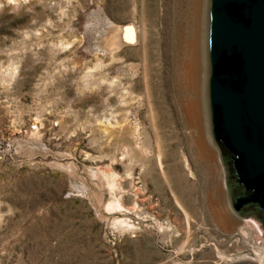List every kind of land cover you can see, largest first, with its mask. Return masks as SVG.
Returning a JSON list of instances; mask_svg holds the SVG:
<instances>
[{"label": "rangeland", "instance_id": "obj_1", "mask_svg": "<svg viewBox=\"0 0 264 264\" xmlns=\"http://www.w3.org/2000/svg\"><path fill=\"white\" fill-rule=\"evenodd\" d=\"M195 8L206 51L208 0H0V264H233L264 256L261 225L237 219L228 199H217L216 165L210 184L207 166L185 158L166 122L175 107L169 34L180 28L190 42ZM120 29L133 39L109 52ZM199 52L197 98L207 108V58ZM178 173L186 182L173 183ZM212 209L237 222L221 228Z\"/></svg>", "mask_w": 264, "mask_h": 264}, {"label": "water", "instance_id": "obj_2", "mask_svg": "<svg viewBox=\"0 0 264 264\" xmlns=\"http://www.w3.org/2000/svg\"><path fill=\"white\" fill-rule=\"evenodd\" d=\"M206 14V109L228 205L264 232V0H208Z\"/></svg>", "mask_w": 264, "mask_h": 264}, {"label": "bare ground", "instance_id": "obj_3", "mask_svg": "<svg viewBox=\"0 0 264 264\" xmlns=\"http://www.w3.org/2000/svg\"><path fill=\"white\" fill-rule=\"evenodd\" d=\"M192 3H191V5H195L196 4L195 2H194L195 4H192ZM183 6H186V5L184 4ZM191 10H193V9H191ZM177 11H179V10L176 9V12ZM189 12H190V8H189ZM185 14H187V12ZM191 14H193V18L191 20L192 21L191 30H189V32L191 31V35H192V36H190L192 38H189V39H191L190 42H188V40L187 41L183 40L182 39V34H183L182 31L183 30L180 29V28H176L175 27V30H172L171 29L172 31L169 34V43L167 42L168 43V47L166 46L167 47V54H168V57L170 59L169 61H171V64H172L171 65L172 66V71H171V76H170V80H169V83H170L171 88L170 87L169 88L171 90H173V92H174V94H172V93L171 94L173 95L172 103L174 102V105H175V107H173L174 110L172 112L173 113L172 117H170V114H169L171 112L168 113L169 115L166 114V119H167L166 122H168V124H169V126H170V128L172 130V131L170 130V133H171V136L173 137L174 145L176 144V146L182 147L183 154L185 155V158L187 159L188 157H190L191 161L194 162V166H195V162L196 161L197 162H200V164L202 163L205 166H207V169L210 172L209 173L210 174V177L208 176L209 177V183L210 184H213V182H214L213 181L214 179L212 177L213 174H211V173H214V172H212L209 164H215L216 165V167H217V169L220 172V174H221L222 177H221V180L219 181V183L215 186V188L213 190L214 191L213 193L215 194V196L217 197V199L224 200L225 198L228 199V197H227V191H226V186H225L224 169H223L222 164H221V161H220L219 152H218L216 146H214L212 140H210L209 128H208V122H207V117L208 116H207V112H206V109H205L206 108L205 101H204L203 108H201V104L199 102V99L197 98V96L200 95L199 92L201 91V90L199 91V85H200V82H199V76H200V74L199 73H200V65H201L200 52L199 51H200V49L202 50V55H203L202 58H204L203 60H204V64H205V55H204V53L206 51H204V47H203L205 42L202 41L203 42L202 43V47L199 46V43L200 42H199V36H198V25L199 24L197 22L198 21L197 20L198 19V16H197L198 15L197 8H195L193 10V13H191ZM205 15H207V14H205ZM184 16H186V15H184ZM178 19H180V18H178ZM172 20H171V22H172ZM165 22H167V21H164V23ZM184 23H185V21H184ZM176 25H178V24H176ZM179 25H180V23H179ZM143 27H144V25H143ZM177 27H179V26H177ZM144 30L145 29H143V28L141 30V40H142V43L144 42V34H146V33H144ZM184 31H186V30H184ZM160 34H162V33H160ZM131 37L132 36L127 31H125L123 29L118 30L110 38V40L108 39L109 43H108V47L107 48H109V47L111 48L109 50V52H112L113 50H116L118 48V46L120 45V43L122 45V42L129 41ZM131 39H133V37ZM165 42H166V40H165ZM143 46H144V44H143ZM143 56H144V54H143ZM168 63H170V62H168ZM203 66H205V65H203ZM204 69H205V67H204ZM12 72H13V70H12ZM12 72L7 73V76H10V75L12 76L13 75ZM167 90H169V89H167ZM202 92H204L203 93V99L205 100V90L204 91L202 90ZM189 93H192L191 94V95H193V96H191L192 98L188 95ZM138 103H139V106H141V101L140 100H138ZM164 103L166 104V102H164ZM148 104H149V106H148L149 107V112L151 114L152 124H153V128H154L155 125H156V121H155V118L156 117L154 116L155 114H153L154 113V111L152 110V106L153 105H151V102H150L149 99H148ZM163 106H164V104H163ZM161 108H163V107H161ZM166 109H164V110H166ZM201 109H203V110H201ZM171 110H172V108H171ZM160 124H162V123H160ZM158 127H159V124H158ZM156 128L157 127L154 128L155 129V131H154L155 134H156ZM182 130H184V131L185 130L186 131L188 130V133L187 134L186 133H183ZM148 141H149V139H148ZM144 146L147 147V144L144 143ZM160 158H161V153L159 151L158 154H157V160H158L159 163H160ZM151 160H152V157H148V158H146L145 161H146V163L149 164V163H151ZM170 161H171V159H170ZM176 163H178V162H176ZM173 167L174 168L179 167V164H174ZM166 168H167V166H166ZM147 171H151V169H149ZM164 177L167 178L166 176H164ZM184 182H186V179H184V176L181 173H178L177 174V177H175V180L173 181L174 184L175 183H181L182 184ZM180 187H181V185H180ZM188 187H189V185H188ZM190 187H191L192 191H194L195 189L198 188V185H197V183H192V184H190ZM210 187H212V186H210ZM200 188H201V186H200ZM209 197L211 199V194L209 195ZM212 213H213V216H214L213 218L218 223V225L221 228L225 229V230L230 225H233V224H235L237 222L236 220L231 219L229 216H227L225 213H222L219 210L217 212H215V210H213ZM242 260L255 261L256 264H264V256H260L258 253H253L252 256L250 255V256L244 257Z\"/></svg>", "mask_w": 264, "mask_h": 264}]
</instances>
